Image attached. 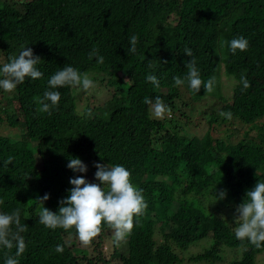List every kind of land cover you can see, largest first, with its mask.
Instances as JSON below:
<instances>
[{
	"label": "trees",
	"instance_id": "1",
	"mask_svg": "<svg viewBox=\"0 0 264 264\" xmlns=\"http://www.w3.org/2000/svg\"><path fill=\"white\" fill-rule=\"evenodd\" d=\"M38 1H0V66L24 45L40 57L37 67L43 73L18 85L9 107L0 109V124L21 127L19 139L0 137V212L19 208L28 226L19 264H181V256L190 264H214L223 247L235 256L228 264H254L264 247H241L233 214L245 192L264 182V0H48L37 10ZM170 13L176 15L170 37L152 43L146 33L149 18L162 22ZM132 35L138 36L135 54L128 51ZM237 37L246 38L249 47L232 55L229 42ZM218 44L224 48L222 73L234 83L229 100L222 99L205 124H240L235 143L227 141L228 135L213 138L207 131L188 135L171 119L183 97L195 104L206 94L203 87L194 93L186 84L174 86L173 77L187 75L191 58L185 48L192 50L206 82L217 73ZM93 49L104 57L103 64L89 59ZM65 65L88 73L96 87L81 111L77 102L84 91L58 89L61 99L49 116L39 111L38 98ZM149 74L158 78L159 87L146 81ZM241 76L250 82L247 90H242ZM99 89L106 100L96 105L92 91ZM145 97H159L171 109L167 120L153 118ZM222 111L231 112L232 119L221 117ZM251 132L257 136L249 138ZM9 156L13 161L6 166ZM70 158H79L87 172L69 170ZM96 163L127 168L148 205L134 221L132 249L112 239L108 259L99 250L108 228L93 241L95 254L88 255L66 241L76 239L74 234L41 225L40 205L34 201L47 193L44 207L56 212L71 188L70 178L96 181ZM214 186L217 193L226 191L225 199L216 201L214 189L207 191ZM57 245L64 246L62 254L55 252ZM5 254L0 249V264Z\"/></svg>",
	"mask_w": 264,
	"mask_h": 264
},
{
	"label": "clouds",
	"instance_id": "2",
	"mask_svg": "<svg viewBox=\"0 0 264 264\" xmlns=\"http://www.w3.org/2000/svg\"><path fill=\"white\" fill-rule=\"evenodd\" d=\"M138 36L130 37L129 52L135 54ZM249 47V41L244 37L234 38L229 42V50L232 55L237 51L245 52ZM184 55L191 58L186 63L187 75L183 78L173 77L174 86L181 87L185 84L194 93H198L203 87L205 92L215 90L216 79L210 77L206 82L202 80L197 61L193 57L192 50L185 48ZM96 58L97 64L104 63V57L97 55L93 49L89 53V59ZM41 63L40 57L33 54L30 46L21 45L18 55H12L8 61L0 66V90L12 93L18 85L24 84L26 79H41L43 73L37 65ZM146 81L159 87L158 78L149 74ZM242 90H247L251 85L246 77L241 76ZM48 90L38 98L39 111L49 116L58 107L61 99L60 88L73 87L84 92H89L96 87V83L88 73H81L70 65L63 66L48 79ZM144 104L150 106L154 119L162 120L171 109L156 97L154 100L144 98ZM88 115H91L89 110ZM219 115L228 120L232 119L231 112H220ZM13 157L9 156L4 164H12ZM94 179L99 183L88 182L83 175L70 178L71 188L66 197L58 201V210L52 212L44 207L49 199V194L37 197L34 201L40 205L38 212L39 223L47 229H62L74 234L81 247H90L93 241L99 237L105 227L113 233V244L119 245L129 237L134 228L136 218L142 216L147 209V203L143 196V190L133 185L131 172L122 165L109 166L96 163ZM67 168L74 174L87 172V166L79 158H70ZM213 198L223 200L226 191L220 190L212 193ZM2 203V201H0ZM234 234L240 241L241 247L246 244L256 249L264 247V182L257 181L255 185L245 192L242 202L235 207ZM28 230V226L21 222L19 208L10 213L0 212V249L6 250L4 264H19V257L26 251L27 244L22 233ZM15 249V254L11 255ZM55 252L62 254L63 245H57Z\"/></svg>",
	"mask_w": 264,
	"mask_h": 264
},
{
	"label": "rangeland",
	"instance_id": "3",
	"mask_svg": "<svg viewBox=\"0 0 264 264\" xmlns=\"http://www.w3.org/2000/svg\"><path fill=\"white\" fill-rule=\"evenodd\" d=\"M1 1V0H0ZM10 1L11 0H7ZM13 1V0H12ZM48 0H39L36 4V9L41 10L43 9ZM176 23V15L173 13H170L164 21H156L153 18H149L148 24H147V36L150 38L149 40L153 43L154 41H162L164 42L165 38L170 37L169 29ZM220 43V42H219ZM224 48L222 44H218L217 48L214 52V58L217 63V69H216V86L215 90L211 93L206 92V94L200 99L197 103H191L187 101V97H183L181 101H178L177 108L178 111L174 112V117L171 116V119H173L172 123L178 127L182 128V131L185 132L188 135H202L205 131L208 132L210 136L213 138L219 137V138H225V135H228L227 141H230L231 143H235L237 140H239L241 132V125L233 122L232 125L229 127V125L221 124L219 126H214L212 128H208L205 124V119L209 115L211 111L216 112L220 105L222 104V99L229 100L228 98L231 95V86L234 83L233 79L231 77H226L222 73V63H220V58L223 56ZM165 63V61H163ZM2 78V77H0ZM73 92H80V89L75 88L73 89ZM95 90V88L93 89ZM104 89H99L98 91H92L93 95L96 94V98H94L93 103L100 105L101 103L99 101H105L106 97L104 94ZM4 95H7L8 98H5ZM86 95H90V91L88 93L84 92L81 94L78 98L77 102V108L78 111H81L84 107V98ZM11 93H6L3 90H0V109L8 108L10 102L8 99L11 97ZM223 97V98H222ZM184 100V101H183ZM180 113L186 114L185 117H181ZM0 117H3L2 114H0ZM165 119L167 120V117L165 116ZM171 123V122H170ZM18 124V123H17ZM251 137H256L257 134L252 132L248 134ZM21 136V127L20 125H16L14 128H9L5 123L0 124V137H5L8 139H19ZM93 183H97L96 181ZM214 188H211V191ZM216 191V189H215ZM213 201V200H212ZM214 204V201L211 202ZM224 203H230L224 202ZM154 241L159 240V235H157L156 232H154ZM113 239V233L109 229L108 232L105 233V236L103 238V241L101 242L102 247H99V250L101 252V255L103 258L108 259L110 255V243ZM67 242L74 241L72 248L80 249L86 251L88 255H94L95 253L92 252V246L90 247H81L80 243L77 239H66ZM126 247L128 250H131L133 247V233L127 239L125 240ZM204 242L200 243L199 245L203 244ZM199 247L195 248L197 251ZM195 250L189 251L187 254H193ZM235 252H238V249H235ZM181 264H190L186 261V258L184 256H181ZM234 254L228 249L223 247L221 249V252L219 253V260H217L214 264H228L232 259H234ZM108 264H117L116 261L109 262ZM254 264H264V254L258 255L255 257Z\"/></svg>",
	"mask_w": 264,
	"mask_h": 264
}]
</instances>
